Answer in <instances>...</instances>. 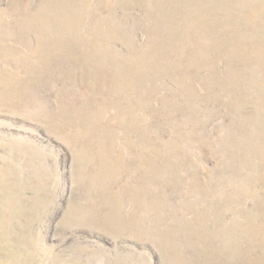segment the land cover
<instances>
[{
  "label": "rangeland",
  "instance_id": "374dc122",
  "mask_svg": "<svg viewBox=\"0 0 264 264\" xmlns=\"http://www.w3.org/2000/svg\"><path fill=\"white\" fill-rule=\"evenodd\" d=\"M0 264H264V0H0Z\"/></svg>",
  "mask_w": 264,
  "mask_h": 264
}]
</instances>
